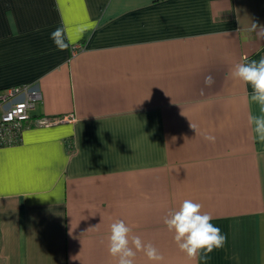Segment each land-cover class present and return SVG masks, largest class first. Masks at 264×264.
Wrapping results in <instances>:
<instances>
[{
    "label": "crops",
    "instance_id": "crops-1",
    "mask_svg": "<svg viewBox=\"0 0 264 264\" xmlns=\"http://www.w3.org/2000/svg\"><path fill=\"white\" fill-rule=\"evenodd\" d=\"M262 57L264 0H0V90L36 84L55 119L0 146V264H117L118 220L163 264H264L260 110L230 75ZM185 199L226 237L207 261L163 223Z\"/></svg>",
    "mask_w": 264,
    "mask_h": 264
},
{
    "label": "clouds",
    "instance_id": "clouds-1",
    "mask_svg": "<svg viewBox=\"0 0 264 264\" xmlns=\"http://www.w3.org/2000/svg\"><path fill=\"white\" fill-rule=\"evenodd\" d=\"M50 38L58 50L63 51L68 47L62 27L55 29ZM230 75L233 79L251 85L253 91L250 100L259 106L260 114H250L248 122L254 126L255 138L264 143V57L258 62L236 64ZM205 83L211 84L212 78H206ZM205 139L214 142L215 137L207 135ZM201 209L200 203L185 199L178 209L170 210L163 221L167 230L174 234L178 249L189 261L198 258L207 261L214 249L222 248L226 241L220 228L210 222L213 217L202 213ZM131 231L123 220L110 226L108 252L117 264H135L138 252H142L152 264H163L165 258L160 251L152 243H145L140 236L130 235Z\"/></svg>",
    "mask_w": 264,
    "mask_h": 264
},
{
    "label": "built area",
    "instance_id": "built-area-1",
    "mask_svg": "<svg viewBox=\"0 0 264 264\" xmlns=\"http://www.w3.org/2000/svg\"><path fill=\"white\" fill-rule=\"evenodd\" d=\"M76 48L77 45H74L73 50ZM40 100L41 92L33 83L12 85L0 90V146L18 143L27 125L49 124L55 120L32 116L31 110Z\"/></svg>",
    "mask_w": 264,
    "mask_h": 264
},
{
    "label": "snow or ice",
    "instance_id": "snow-or-ice-1",
    "mask_svg": "<svg viewBox=\"0 0 264 264\" xmlns=\"http://www.w3.org/2000/svg\"><path fill=\"white\" fill-rule=\"evenodd\" d=\"M61 3H63V0H61ZM3 178V173H2V170H0V179Z\"/></svg>",
    "mask_w": 264,
    "mask_h": 264
}]
</instances>
